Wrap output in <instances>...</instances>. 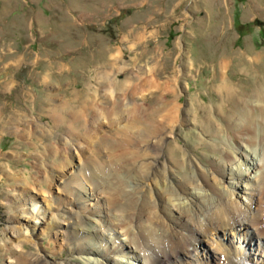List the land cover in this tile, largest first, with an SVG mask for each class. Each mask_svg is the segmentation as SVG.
<instances>
[{
	"label": "rangeland",
	"instance_id": "rangeland-1",
	"mask_svg": "<svg viewBox=\"0 0 264 264\" xmlns=\"http://www.w3.org/2000/svg\"><path fill=\"white\" fill-rule=\"evenodd\" d=\"M251 56L258 58L253 66ZM222 77L236 89L231 99L217 89ZM157 82L161 83L158 87ZM261 83L264 85V0H0V264H14L15 254L23 251V264L28 262V253L35 251L50 263L66 257L62 232L72 218H57L60 223L51 227L36 223L33 242H27L25 248H21L20 238L6 235L13 215L19 216L18 224L26 223L14 202L20 191L30 194L40 209L80 210L83 198L75 196L77 183H72L75 188L63 186L66 172L59 178L60 173L54 171L66 162L75 164L67 168L69 177L81 167L83 180L79 178V182L84 189L90 181H100L93 172L103 176L107 186L108 172L117 177L114 170L121 160L129 167L124 174L117 170L122 177L151 173L157 154L165 174L169 160V172L180 170L187 179L194 175V184H183L185 189H205L195 176L197 169L209 185L217 186L220 176L208 170L209 155L216 160L222 156L212 148L221 149L222 137L237 140L225 117L239 112L236 94L253 98L252 91ZM163 98L170 106H162ZM261 101H254L255 106ZM62 102L66 103L64 109H60ZM128 102L133 106L131 113L122 110L117 115ZM174 102L177 109L171 105ZM77 109L85 113L79 111L82 118L66 131L70 111ZM174 115V122L167 124ZM253 115L264 116V111L256 108ZM141 118L150 122L147 128ZM92 121H96L95 128L84 133ZM158 121L167 134L164 142L174 148L173 156L165 152V145L158 147L155 133L146 136L144 132L157 127ZM256 123L263 133V124L259 119ZM75 144L82 147L74 153ZM104 162L107 166L112 162V168H106ZM131 177L120 179L122 190L143 193L140 197L132 201L117 197L118 206L111 208L107 196L111 198L114 189L108 193L103 187L87 210H93L94 204H107L117 217L134 218L142 199L151 202V207H163L158 191L170 203L185 196L158 177L151 178L141 191ZM108 182L107 187H113L114 182ZM255 197L264 212V191ZM146 213L150 216L147 222L160 227L151 210ZM101 233L110 240L105 228ZM203 239L200 246H194L201 261L218 264L200 250L209 244L207 237ZM258 248L261 250L260 245ZM250 255L247 264H264V251L261 256ZM187 260L193 264V257L187 256Z\"/></svg>",
	"mask_w": 264,
	"mask_h": 264
},
{
	"label": "bare ground",
	"instance_id": "bare-ground-1",
	"mask_svg": "<svg viewBox=\"0 0 264 264\" xmlns=\"http://www.w3.org/2000/svg\"><path fill=\"white\" fill-rule=\"evenodd\" d=\"M257 59L251 56L249 60L252 66ZM255 77L257 78V76ZM160 84L157 82L156 86L158 87ZM217 89L218 91L221 90L224 93L223 95L230 99L234 95L233 92L236 91L232 84L224 80V77L217 84ZM163 90H165V86ZM251 95H253V98L248 95L237 96L236 94L235 96L240 106L239 112L225 117L226 124L237 135L236 142H232L231 137H228V135V140L222 137L221 149L212 148L220 151L221 159L216 160L213 155H209L212 158L209 159L211 166L208 167V170L215 173L218 172L220 176L218 178V181H220L218 183L219 186L218 184L215 186V183L209 185L206 177L197 169L194 171L197 174L195 176H198L200 183L203 184L202 186H205V189L201 188L202 190H197L194 186H190L188 190L185 189L184 185L193 183L194 175H191L187 179L185 176H182L180 170L174 171L171 169V172H169V160L165 163L168 170L167 174H165V171L162 170V166H164L162 158L157 154L152 160L151 173L142 174L140 172L139 174H134L135 185L141 191H144L145 187L149 185V180L158 177L162 182L167 180L166 186L175 188L184 193L185 196L182 198L177 197L180 201H171L170 203L167 202L166 198L163 201V192L156 191L159 195L161 206H163L162 208L151 207V202L142 199L141 205L139 204L141 207L134 218H129V215L119 218L106 208L107 204L106 207L103 204L99 206L94 204L93 210L89 211L87 209L90 208L91 200L98 198V193L102 192L103 187H106L105 191H108V193L114 189L112 197L107 196V201L111 204V208L114 207L113 204H116L115 207L118 206L119 200L117 197L124 196V199L127 201H132L133 197H140L143 194L133 195L131 194V190H122L120 179L131 176L127 173L125 175L128 176L124 175L122 177V174H118L117 170H123V174L124 171L129 170L126 162L123 163L121 160L116 164L114 171H116L115 175L117 177L114 176L115 178H112V172H108V180L105 181L107 186H109L108 181L110 179L111 182H114L113 187H107L103 181L104 177L93 172V176L99 178L100 181L97 184L90 181L89 186L84 189L83 184L79 182L81 167H79L78 172H74L73 178L69 177L70 173L67 168H73L75 165L69 161L62 164L60 169L55 168L54 171L60 173L58 175L59 178L63 177L66 172V179L62 181L64 183L63 186L66 184L75 188L78 185L74 193L79 199L83 198L80 210L71 211L62 208L55 212L49 208L47 210L45 208L40 209L39 205L37 206V201L29 193L27 196L26 192L20 191L18 192V196L20 197H17L14 202L20 207L19 210L22 213L20 218L26 216V223L22 225L18 224L17 218L19 219V216L13 215V223L9 226L6 235L15 239L20 238L22 241L21 248H25L27 242H33L31 237L35 233L36 223L39 222L40 225L46 223L51 227L56 222L60 223L56 221L57 218L61 220L72 218L71 221H67L68 225H66V229L62 232L65 238L63 244L68 250L66 257L61 262L50 263L39 251L29 252L27 264H188L187 256L193 257V264H207V262L201 261L196 251L197 247H194L197 243H199V246L201 245V241L204 240L203 236L207 237L209 244L199 247L200 250L208 254L209 257L212 256L216 259L218 264H247L245 259L251 256V252L260 254L261 256L264 251L262 245L264 239V212L262 209H259L258 200L255 197V194L264 191V129L262 128L263 133H260L258 129L260 126L256 123V120L259 119L260 123L264 126V116L258 117L253 115V111L256 108L261 112L264 111L263 83L259 84L252 91ZM257 100H262L259 102V106H255L254 104V101ZM161 103L163 107L170 106L169 100L165 101L164 99ZM64 104L66 106V103H60L62 107L60 109H64ZM171 105L173 109H177L175 102ZM152 106L154 107V105ZM132 108L133 106L130 105V102L127 105H121L120 112L117 115H120L122 110L129 114ZM143 109L148 112L150 111L148 108ZM79 111L81 110L70 111V118L65 126L66 131H71L69 125L81 117L82 113L79 114ZM81 112L84 111L82 110ZM58 113V120H60L61 116ZM146 117L144 118L149 120ZM176 117L177 115L172 116L166 123L170 124L172 121L174 122ZM118 118L120 119V117ZM63 120L61 119L60 122ZM146 120L141 118L142 123L146 125L145 128L150 123ZM210 122L208 119L207 126L211 124ZM95 124L96 121H92L84 133L93 130ZM148 129L150 130L149 132L144 129L146 136L155 133L156 138H159L156 139L160 144L158 147H164L165 145V152L173 156L174 148L168 142H164L167 134L164 132L161 122L157 124V127L152 129V126H150ZM81 147V144H75L73 148L74 153L77 152V148ZM93 149L95 152L97 147ZM91 165H97V163L92 162ZM104 166L108 169L112 168V162L108 166L104 162ZM99 170L102 172V169ZM55 176L57 175H54V178H56ZM181 177L185 179L181 181ZM59 182L61 183L60 180ZM72 183H77V185L74 186L75 184ZM87 191L89 196L86 195ZM153 204L159 203L154 202ZM24 205H30V207L25 206L24 208ZM100 208H103V211ZM147 210H151L152 217L156 223L160 224V227L155 228L147 222V219L150 217L146 213ZM24 212H27L26 214L28 215L23 214ZM93 215L97 217L95 218ZM49 216H51V222L47 219ZM163 221L167 223L165 224ZM259 224H261L260 227ZM101 228H105L111 234L110 240L106 234L103 235L101 233ZM126 234H129V236L126 237ZM121 236H125V238L121 239ZM259 245L261 246V250L258 248ZM4 246H6V242L3 244ZM11 250V248H8L7 251L11 252ZM14 252L16 253V251ZM24 252L14 253V258H16L14 264H23V259L25 258ZM216 254H219V257Z\"/></svg>",
	"mask_w": 264,
	"mask_h": 264
}]
</instances>
